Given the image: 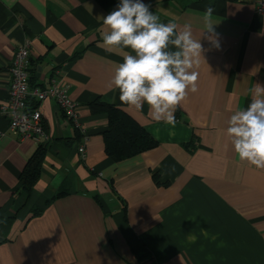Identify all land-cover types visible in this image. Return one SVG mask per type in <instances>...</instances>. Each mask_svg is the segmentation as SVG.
<instances>
[{"label": "crops", "instance_id": "crops-1", "mask_svg": "<svg viewBox=\"0 0 264 264\" xmlns=\"http://www.w3.org/2000/svg\"><path fill=\"white\" fill-rule=\"evenodd\" d=\"M143 2L163 23H191L197 40L214 9L219 48L201 38L198 91L176 107L174 126L147 104H122L110 87L131 52L102 40L103 18L120 0H0V264H264V169L241 161L226 132L251 102L249 89L264 87V16L251 0ZM27 40L31 86L58 77L78 104L85 157L81 132L56 100L39 104L46 144L19 140L1 114L15 50ZM96 100L128 112L157 144L109 157V118L91 110ZM39 151L41 173L26 192L23 172Z\"/></svg>", "mask_w": 264, "mask_h": 264}, {"label": "clouds", "instance_id": "clouds-1", "mask_svg": "<svg viewBox=\"0 0 264 264\" xmlns=\"http://www.w3.org/2000/svg\"><path fill=\"white\" fill-rule=\"evenodd\" d=\"M213 13L211 6L203 13V31L197 40L191 23H163L143 0H120L103 18L109 31L102 40L109 49L131 50L110 81V87L119 89L121 103L137 110L147 104L156 121L174 126L176 107L189 92L198 91L196 69L207 51L201 38L219 48ZM249 92L251 102L229 117L226 132L241 161L264 169V87L256 84Z\"/></svg>", "mask_w": 264, "mask_h": 264}, {"label": "built area", "instance_id": "built-area-1", "mask_svg": "<svg viewBox=\"0 0 264 264\" xmlns=\"http://www.w3.org/2000/svg\"><path fill=\"white\" fill-rule=\"evenodd\" d=\"M257 12L264 16V0H251ZM31 49L29 40L19 45L11 62L10 90L8 99L1 107V114L9 121V130L15 133L19 140H33L39 144L49 143L52 139L43 123V111L40 102L46 99H54L63 109L67 118L82 134V142L78 151L82 157L87 155V143L89 136L86 134L79 121L78 104L70 98L67 88L63 86L60 78L55 77L48 87L31 86ZM38 101V106H30V100ZM5 132L0 131V138Z\"/></svg>", "mask_w": 264, "mask_h": 264}, {"label": "trees", "instance_id": "trees-1", "mask_svg": "<svg viewBox=\"0 0 264 264\" xmlns=\"http://www.w3.org/2000/svg\"><path fill=\"white\" fill-rule=\"evenodd\" d=\"M30 106H38V102L30 104ZM91 110L95 113L108 114L109 126L104 134L105 151L115 161L140 154L157 144L149 132L123 109L96 100L91 104ZM42 153L39 151L23 172V188L26 192H30L39 179L42 169ZM66 193V191H61L59 195ZM40 212L41 210L36 208L35 214Z\"/></svg>", "mask_w": 264, "mask_h": 264}]
</instances>
